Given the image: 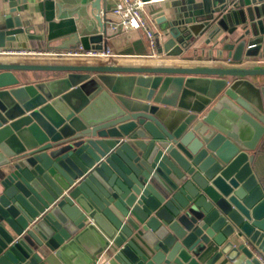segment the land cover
<instances>
[{"label":"water","instance_id":"1","mask_svg":"<svg viewBox=\"0 0 264 264\" xmlns=\"http://www.w3.org/2000/svg\"><path fill=\"white\" fill-rule=\"evenodd\" d=\"M158 22L167 58L206 37L214 62L264 59V0H177ZM20 35L41 38L13 9L0 54ZM31 72L60 77L16 74ZM263 79L253 66L0 61V264H48L93 223L110 231L109 264H204L216 247L205 264H264Z\"/></svg>","mask_w":264,"mask_h":264},{"label":"crops","instance_id":"2","mask_svg":"<svg viewBox=\"0 0 264 264\" xmlns=\"http://www.w3.org/2000/svg\"><path fill=\"white\" fill-rule=\"evenodd\" d=\"M118 0H0V23L15 9L21 20L34 28L40 39L29 40L26 35L18 36L16 43H7L8 52L25 51L27 55L0 56L2 62L24 63H66L74 65H123L143 67H191L198 64L227 65L228 67H264V59L240 64L208 58L213 51L207 38L200 39L181 58L159 57L152 51L145 34L131 30L118 34L101 33V23L97 20L96 6L100 7L101 21L106 29L107 22L113 21L111 13ZM171 3V2H170ZM151 7V13L159 18L169 19V4ZM108 47L112 57L101 58H57L52 54L68 52L103 51ZM221 46L214 50L219 51ZM41 54V55H40ZM227 55V52L224 53ZM205 55V56H204ZM216 59V58H213ZM224 59H227L226 56ZM23 83L41 81L50 77H60L54 73H16ZM262 80V78H261ZM264 80V79H263ZM256 81V79H255ZM253 174L264 194V137L255 151L252 163ZM100 223V222H97ZM110 231H101L99 224H91L86 231L79 232L70 242L55 253L49 252L48 264H109L111 255ZM218 248H211L203 257L207 263ZM216 264H232L222 257Z\"/></svg>","mask_w":264,"mask_h":264},{"label":"built area","instance_id":"3","mask_svg":"<svg viewBox=\"0 0 264 264\" xmlns=\"http://www.w3.org/2000/svg\"><path fill=\"white\" fill-rule=\"evenodd\" d=\"M177 0H118L111 13L114 17L113 21L107 22L106 31L108 34H118L121 32H129L131 30L142 31L153 52H157V42L163 43L166 40V33L161 29L158 18L151 13V7L163 5ZM14 54L13 56H25L24 51L8 52L3 51L0 56ZM41 55V54H40ZM57 58H103L112 57V51L106 47L103 51H85L81 49L78 52H68L62 54H52ZM159 57H167L165 53Z\"/></svg>","mask_w":264,"mask_h":264}]
</instances>
